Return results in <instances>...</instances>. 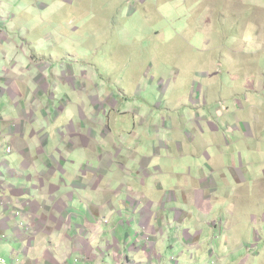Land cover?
Masks as SVG:
<instances>
[{
	"label": "rangeland",
	"instance_id": "374dc122",
	"mask_svg": "<svg viewBox=\"0 0 264 264\" xmlns=\"http://www.w3.org/2000/svg\"><path fill=\"white\" fill-rule=\"evenodd\" d=\"M1 14H5L4 20ZM201 15H208L209 23L213 20L210 23L213 29L210 25L202 29ZM0 26H4L0 34L7 35L22 57L27 58V63L36 64L44 57L43 78L47 77L43 83L50 87L52 98L48 113L42 108V114L53 121V129H46L51 143L56 138L58 143L70 144L74 130L80 129L74 119L85 121L81 124L95 134L102 129L96 128V123L101 122L107 128L105 133L117 143L127 134L152 127L151 124H162L166 119L163 117L166 102L180 100L188 107L191 100L195 105L205 103L198 93L192 94L193 97L185 96L188 91L203 87L205 74L211 76L207 88L213 93L223 92L221 96H211L210 104L228 105V110L236 116L230 123L232 131L224 136L228 144L226 162L233 163L237 170L235 174L229 170L223 173L230 185L225 186V196L231 197L225 204L232 216L231 223L234 210L240 221L242 219L241 224L236 223L234 231L226 234V222L216 223L213 216L209 218L211 210L207 207L201 206V214L193 207L186 209L181 203L184 207L169 203L166 209L162 208L169 218L153 209L159 214L156 215L159 220L153 218L151 228L144 221L142 228L137 227L142 248H136L135 232L129 230L135 225L132 216L136 210L126 203L117 204L111 197L107 198L106 205L96 209L101 211L100 220L94 213L100 205L97 201L89 203L86 209L89 223L73 235L68 209L64 208L62 215L57 214L51 205V192L46 186L41 190L36 184L37 190L21 187L27 196L17 194L14 200L9 198L4 218L5 223L14 222L25 235L30 231L35 234L42 245L37 243L31 250L33 253L42 247L43 262L44 258L52 256L61 258L65 264H264V0H0ZM200 30L212 31L211 46L204 47L198 42L204 35ZM193 42L194 47L180 46ZM11 55L14 58L9 57V68L13 70L15 61L19 68L24 59L14 51ZM210 59L213 65L207 66ZM45 66L58 68L60 78L56 81L55 71ZM20 70L16 69L15 73L19 74ZM195 76L199 81H194ZM3 78L5 76L0 81ZM247 78L251 79L247 81ZM8 82L19 90L28 84L25 78L14 79L13 74ZM230 89L257 93L236 96ZM23 92L24 89L19 94ZM13 103L22 117L25 112L18 94ZM36 103L37 100L26 112L31 115V118L25 117L30 123L35 120L33 113L38 111V106L34 107ZM238 105L245 108L244 114L238 110ZM37 119L40 120L41 115L38 114ZM7 122L10 123V119ZM199 128L205 133L215 127L202 124ZM189 130H186L187 135ZM165 133V137L171 139L177 131L165 130ZM12 134V140L17 138V134ZM216 137L210 132L205 139L209 144L204 153L209 156L215 153L211 149ZM191 148L193 150L194 146ZM9 149L6 152L12 154ZM98 149L103 151L104 146ZM202 157L190 156L170 177L183 182L184 174H192L197 169L204 172L206 163ZM68 158L72 163L68 170L79 171L73 176L74 184L64 186L66 204L70 189L81 185L77 183L83 178L89 177L92 183L102 176L100 167L91 168L94 163ZM61 161L62 169L66 164ZM44 163L49 167V161L44 159ZM44 170L48 169L44 167ZM75 192L71 197L82 201L83 191ZM94 195L92 191L91 197ZM170 196L176 198L173 193ZM24 197L28 199L25 201ZM222 208L218 207L215 214L222 212ZM169 211L177 212L172 215L174 218ZM43 221L59 224L60 232L55 240L52 237L56 229ZM51 229L54 233L46 235ZM3 238L9 240L6 234ZM105 238L106 247L101 244ZM27 248L30 247L27 245ZM143 248L148 250L145 256L140 252Z\"/></svg>",
	"mask_w": 264,
	"mask_h": 264
},
{
	"label": "crops",
	"instance_id": "0c3cea01",
	"mask_svg": "<svg viewBox=\"0 0 264 264\" xmlns=\"http://www.w3.org/2000/svg\"><path fill=\"white\" fill-rule=\"evenodd\" d=\"M1 15V20H4L5 14ZM199 22L203 25L202 29L209 25L213 29L211 25L213 20L210 19V24L208 15H201ZM0 28H4V26H0ZM195 28H197L196 21ZM203 32L204 35L199 37L198 42L201 46L209 47L212 44V31ZM194 34H197V31ZM0 36H2L0 37V78L2 76L8 78L5 83H2V80L5 78L0 81V182L2 183L0 185V210H3L0 213V236L2 235L0 237V264H2V259L8 264H65L61 261V258H54L50 255L51 259L44 258L45 262H43V259L40 257L42 247L38 252L33 253L31 251L39 243L35 239V234L32 235L30 231L29 235H25L21 232L22 226L21 228L18 227L21 229L19 231L17 226H14V222L9 221V224L5 223L7 220L4 218L8 212L6 204L9 198L11 197L14 200L17 194L20 197L27 196V194L22 192V186H30L32 189L36 188L34 190H37L36 184L41 186V190H44L46 186V189L53 195L51 205L54 211L62 215L64 208L68 209L72 218L73 227L71 233L73 235H76L79 229L89 223L86 213L89 203L92 204L97 201L98 205H100L94 209L96 218L99 220L101 211L96 209H99L102 205H106L107 198L113 197L117 200V204L126 203L136 210L132 216L135 225L129 229L135 232L133 239L136 241L134 246L136 248H142V239L137 236V227L142 228L141 224L144 221L151 228L153 218L155 221L159 220L156 218V215L159 214L155 213L153 209L160 211L161 216L169 218V216L164 214L162 209H166V205L169 203H174L181 207L185 205L184 208L186 209L187 207H193L198 213H201V206L207 207V209L211 210L207 215L209 218L213 216L216 223L220 221L226 222V234L235 230L236 223H242V219L240 221V218L235 215V210L234 221L231 223L232 216L225 204L227 200L231 199V197L225 196L227 194L225 186L230 187V185L223 177L225 170L233 171L232 174H235V170H237L233 163L228 164L226 162L228 154L225 148L228 147V144L224 136L225 133L232 131L230 123L234 121L236 116H233L228 110V105L216 107L210 104L211 96L223 95L221 91L213 93L207 88L211 83L210 74L203 75V87L188 91L185 95L193 97L192 94L198 93L199 99H203L204 104L202 103L200 106L201 102H199L195 105L192 103L193 100H191L188 103L190 105L188 107L187 104L183 105L180 100L166 102L163 114V117H166V119H163L162 124H151L152 127L142 128L141 131L132 133L134 137L131 136L132 134H127V136L121 138L117 143L110 138L109 134L105 133L107 128L102 126L101 122L96 123V128H102L99 130L98 135L92 130H88L85 124H81V122L85 121L74 119L79 123L80 129L78 131L74 130L70 144L68 145L64 141L58 143L56 138L51 143V136H46V132L48 131L46 129H53V121L48 119V117L45 119L42 114V108L48 113L51 106L50 98H52L49 91L50 87L43 83L44 78L47 77L43 78L44 62H42V59L44 57H40V61L36 64L27 63V58L22 57L19 48L10 43L7 35L3 36L0 34ZM180 46L194 47L195 45L193 42L188 45L181 44ZM13 51L17 52L24 59L19 67L21 68L19 74L15 73L16 69H19L17 68L16 61L13 65V70L9 68V57L14 58L11 55ZM206 64L207 66H212V59L208 60ZM45 67L49 71H55L56 81L60 78V70L58 68L51 69L47 66ZM25 71H27L26 74ZM7 73L10 74L9 77H12L13 74L14 79L20 78L21 80L25 78L28 84L25 85V88L22 86L20 90L14 87V84L12 87V83L8 82L9 77L6 76ZM76 73L80 74L79 71ZM37 79L38 81L36 82ZM250 79L247 78L245 80L248 81ZM194 81H199L197 76L194 77ZM11 89L14 90L13 93H11ZM22 89H24V92L19 94ZM168 89L164 91L168 93ZM230 93L246 97L256 94L257 91L240 90L236 92L230 89ZM16 94L21 98L23 112H25L22 117H20V114H17L13 103ZM36 100L38 104L36 103L34 107L38 106V111L33 113L35 120L30 123L25 117L31 118V115H27L26 112L30 110V107L33 106L32 104ZM223 108H226V110H223ZM76 110L78 111L79 107H76ZM238 110L242 114L246 111L242 105H238ZM38 114L41 115L40 120L37 119ZM49 116L51 118V115ZM7 119H10V123L7 122ZM20 121L22 123L18 125ZM168 123L173 126H169ZM202 124L208 127H215L210 131L211 134L217 136L212 143L214 148L211 149L215 153L211 156L204 153L207 151L206 148L209 144L205 139L210 136V132L202 133L201 128H199ZM48 126L51 128H48ZM188 126L191 128H188ZM15 128L19 130H15ZM217 128H219L218 131L216 130ZM188 129H190L189 135L186 134V130ZM165 130L168 132L177 131V133L171 139H168L165 137L167 135ZM12 133L18 135L15 136L17 138L14 140H12ZM96 139H99V141H95ZM62 145L65 147L62 148ZM102 145L104 146V150L100 151L98 146ZM192 146H194L193 150ZM8 148L12 150V154L6 152ZM110 152L115 153V155L113 156ZM63 155H66L64 160L62 158ZM68 156L76 161L81 159L94 163L95 166L91 168L96 169V167H100L98 170L102 171V176L92 183L89 182V177L83 178L81 183H77L81 185H78V187L73 186L70 189L69 200L66 204L63 194L64 186H67L68 183L74 184L73 176L79 171V169L68 170L69 166L72 165L68 161ZM190 156L196 158L204 156L202 157L206 163L204 172H201V169H197L192 174L185 175L184 172L185 178L183 182H177L172 179L170 175H173L176 168L187 163ZM44 159L49 161V167L47 163H44ZM60 161L66 164L62 169ZM44 167L48 169L46 172ZM44 173L45 177L43 176ZM208 174L212 176L207 177ZM51 180L52 182H49ZM70 186H67V188ZM76 190L83 191L82 201H76L74 197H71L72 194L76 193ZM92 191L95 195L91 197ZM231 191L228 193L229 196ZM171 193L176 198L170 196ZM234 196L235 198L239 197L236 193ZM24 198L25 201L28 199V197ZM212 199L214 200L212 203H206V201ZM108 205H111V202ZM220 206H223V211L215 214L216 209ZM191 212L194 214L193 210ZM169 213L171 216L177 214V212L173 211H169ZM172 217L174 218V216ZM61 218L64 219L63 217ZM209 218H207V221H209ZM43 222L56 229V235L52 237L55 240L57 234L60 232V228H58L59 224H54L53 221ZM53 233V229L45 232L46 235H52ZM3 234L9 236L8 241L3 238ZM38 234L42 236L43 233L39 232ZM127 237L130 236L127 235ZM101 244L105 247L107 246L106 238ZM120 244H122L121 241ZM27 245L30 248H27ZM33 245L34 247L31 248ZM60 248L58 245V249ZM147 251L146 248H143L140 252L145 256ZM67 264L75 263L69 262ZM79 264L87 263L83 262Z\"/></svg>",
	"mask_w": 264,
	"mask_h": 264
},
{
	"label": "built area",
	"instance_id": "2783aa9c",
	"mask_svg": "<svg viewBox=\"0 0 264 264\" xmlns=\"http://www.w3.org/2000/svg\"><path fill=\"white\" fill-rule=\"evenodd\" d=\"M12 151L9 149V153H11ZM16 217V216H15ZM18 218L20 217V216H17ZM1 263L2 264H7L5 261H1Z\"/></svg>",
	"mask_w": 264,
	"mask_h": 264
}]
</instances>
